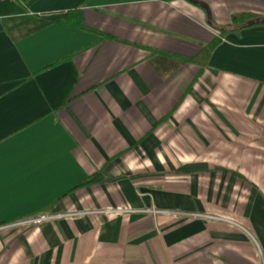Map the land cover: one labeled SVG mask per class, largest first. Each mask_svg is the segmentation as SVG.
I'll use <instances>...</instances> for the list:
<instances>
[{
	"label": "crops",
	"instance_id": "1",
	"mask_svg": "<svg viewBox=\"0 0 264 264\" xmlns=\"http://www.w3.org/2000/svg\"><path fill=\"white\" fill-rule=\"evenodd\" d=\"M198 1L36 0L84 26L27 34L0 17V264H264V23H232L264 0ZM102 207L131 211L14 224Z\"/></svg>",
	"mask_w": 264,
	"mask_h": 264
},
{
	"label": "trees",
	"instance_id": "2",
	"mask_svg": "<svg viewBox=\"0 0 264 264\" xmlns=\"http://www.w3.org/2000/svg\"><path fill=\"white\" fill-rule=\"evenodd\" d=\"M36 0H4L0 1V17L9 18L14 17L15 19L20 18L22 20H29L31 22L30 27L25 31V33H30L34 30H37L39 28H42L50 23L53 22H63L71 27L74 28H83V22H82V14L81 11L77 8L70 9L67 11H60V12H54V13H44L39 15H27V8ZM196 3H199L201 6L205 7L204 4L199 2L198 0H192ZM248 14L246 15H238L232 19V23H238L239 28L246 27L248 25H258L263 24L264 19L249 18ZM7 20V19H6ZM24 33V34H25ZM225 33V29L220 30V36H223ZM219 38L215 39L213 42L207 44V46L202 50V53H205L206 56H208L213 49V47L218 43ZM108 181V178L101 176L100 173H95L83 181H81L79 184L71 188L70 190H73L79 186H85L89 184L94 183H100Z\"/></svg>",
	"mask_w": 264,
	"mask_h": 264
},
{
	"label": "built area",
	"instance_id": "3",
	"mask_svg": "<svg viewBox=\"0 0 264 264\" xmlns=\"http://www.w3.org/2000/svg\"><path fill=\"white\" fill-rule=\"evenodd\" d=\"M0 1H4V0H0ZM131 209L127 208V207H106V208H100V209H90V210H84V211H77V212H69L66 213L65 215L67 217H72V216H79V215H85V214H92V215H100V216H104V215H116V214H121V213H128L130 212ZM55 216H60V215H54V214H41L33 219L30 220H26L24 222L27 223H32V224H37L40 223L42 221L48 220V219H54Z\"/></svg>",
	"mask_w": 264,
	"mask_h": 264
},
{
	"label": "rangeland",
	"instance_id": "4",
	"mask_svg": "<svg viewBox=\"0 0 264 264\" xmlns=\"http://www.w3.org/2000/svg\"><path fill=\"white\" fill-rule=\"evenodd\" d=\"M102 208H106V207H102ZM111 208H114V207H111ZM97 209H100V208H97ZM87 210V209H86ZM83 211V210H80V212ZM146 211L148 212H151V213H156V212H167L169 213L170 215H173L175 218H181V217H184V218H196V217H206V216H209L205 213H200V212H194V211H187V212H184V211H181V210H169V211H162V210H158V209H155V208H148ZM74 212H77V211H74ZM66 213H69V212H57V213H42V214H54V215H60V216H55L56 219L58 218H66L67 216L65 215ZM41 214H38V215H35L33 217H30L29 219H26L27 221L30 220V219H33L37 216H39ZM53 219V218H52ZM26 220H18V221H15L14 224H15V227H23L25 225H30L32 223H27V222H24Z\"/></svg>",
	"mask_w": 264,
	"mask_h": 264
}]
</instances>
